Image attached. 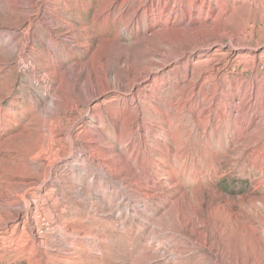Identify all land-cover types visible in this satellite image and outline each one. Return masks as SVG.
Listing matches in <instances>:
<instances>
[{
	"label": "rangeland",
	"instance_id": "obj_1",
	"mask_svg": "<svg viewBox=\"0 0 264 264\" xmlns=\"http://www.w3.org/2000/svg\"><path fill=\"white\" fill-rule=\"evenodd\" d=\"M0 264H264V0H0Z\"/></svg>",
	"mask_w": 264,
	"mask_h": 264
},
{
	"label": "bare ground",
	"instance_id": "obj_2",
	"mask_svg": "<svg viewBox=\"0 0 264 264\" xmlns=\"http://www.w3.org/2000/svg\"><path fill=\"white\" fill-rule=\"evenodd\" d=\"M136 16H137V12L136 13H134L133 15H132V18H134L135 19V21L137 20L136 19ZM98 18L99 17H97V19L96 20H98ZM158 20V19H157ZM132 21L133 20H131L130 22H129V24H131L132 23ZM135 23V22H134ZM154 63V62H153ZM104 75H105V78H104V87H105V90H108V87H109V80H108V72L107 71H105L104 72ZM115 81H118V77H115ZM251 98H253V95H254V91L252 90L251 91Z\"/></svg>",
	"mask_w": 264,
	"mask_h": 264
}]
</instances>
